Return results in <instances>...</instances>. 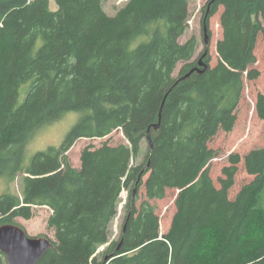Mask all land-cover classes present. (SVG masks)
Wrapping results in <instances>:
<instances>
[{
    "label": "trees",
    "instance_id": "1",
    "mask_svg": "<svg viewBox=\"0 0 264 264\" xmlns=\"http://www.w3.org/2000/svg\"><path fill=\"white\" fill-rule=\"evenodd\" d=\"M55 2L57 11L49 0H0V178L11 185L22 177L21 195L0 196V227H22L17 219L49 208L56 240L37 264H104L107 255L106 264H264V148L232 154L220 188L209 169L218 154L211 142L237 124L243 76L261 75L253 67L264 0H215L209 17L223 8L218 64L208 58L204 73L184 80L199 49L196 37L179 41L189 28L187 0H127L114 16L105 0ZM256 102L264 119V93ZM72 114L59 146L29 154L40 130ZM149 129L153 147L133 166ZM116 131L129 145L87 147L81 168L72 167L68 153L79 140ZM242 161L254 179L232 200ZM137 186L145 188L140 206ZM169 190L180 191L177 213L160 235L151 202ZM124 191L121 236L99 258Z\"/></svg>",
    "mask_w": 264,
    "mask_h": 264
},
{
    "label": "rangeland",
    "instance_id": "2",
    "mask_svg": "<svg viewBox=\"0 0 264 264\" xmlns=\"http://www.w3.org/2000/svg\"><path fill=\"white\" fill-rule=\"evenodd\" d=\"M50 1V8L53 11H57L58 6H56L55 0ZM189 2V28L184 36L179 40L181 43H185L188 39L196 37L199 41V49L196 52V56L193 61L198 60L201 52L205 50L206 46L204 40L202 39V25L204 13H206L209 0H187ZM127 3V0H105L104 9L109 16H114L118 10L124 7ZM223 12V8H219L217 12L211 15L208 19L209 28H210V66L212 68L216 67L218 64L219 56L217 51V44L221 40L223 32L222 27L220 26V18ZM255 54L257 57V62L253 68L257 69L261 75L258 80L251 81L248 79L247 74L244 77V88H243V97L240 101L238 108L237 116L238 121L233 128L234 130L230 133L221 131L216 139L211 142L210 148L217 151L218 154L216 159H213L210 165V175L215 183L217 188H220L219 179L223 177L222 170L223 167L229 166L228 158L232 154L240 155L242 158L249 153L250 151L258 148H264V119H261L257 115L256 105L258 96L261 93H264V37L261 34L258 36ZM183 64L177 65V69L174 74V78H178L180 72L183 68ZM30 84H25L21 90L20 102L24 100V97L29 90ZM74 114L68 115L62 121L57 122L55 125L47 127L40 130L30 144L29 154H34L38 151H44L49 147L59 146L65 138V135L71 129L74 123ZM76 116V115H75ZM105 143L116 146L124 144L129 145V142L126 140L125 136L121 131L113 132L111 136L103 139H81L79 140L74 147L69 151L68 158L72 167L80 169L82 162L81 157L84 149L87 147L99 148ZM142 153L139 158L134 159L133 166H140L144 161V156L147 152L148 145L146 142L142 144ZM239 172L236 175L234 181L235 184L229 193L231 199L233 200L237 192L250 184L254 179L253 176H250L244 167V162L242 161L239 164ZM147 180V177L144 181ZM22 177H18L15 182L11 185H7L3 179L0 178V196L10 191L14 194L21 195L22 193ZM180 191L178 190H169L166 198L164 200H156L151 202L157 210V215L160 218V235L168 234L172 227V221L177 213L176 202L178 199ZM128 196H130V191H124L121 195V204L119 206L118 215L116 220L112 224V235L111 241L109 244L104 245L100 248L99 258L102 257V254L109 248L112 242H117L119 236L122 233V226L126 217L125 206L128 202ZM145 188L142 187L138 192L137 206L144 201L145 197ZM34 217L27 221L22 218L17 219V222L22 225L23 228H26L27 233L32 237H47L50 240H56L55 232L50 230L48 226V221L51 216V210L47 207H35Z\"/></svg>",
    "mask_w": 264,
    "mask_h": 264
},
{
    "label": "water",
    "instance_id": "3",
    "mask_svg": "<svg viewBox=\"0 0 264 264\" xmlns=\"http://www.w3.org/2000/svg\"><path fill=\"white\" fill-rule=\"evenodd\" d=\"M215 0H210L208 4V11L206 15L205 24V38L204 43L206 46V50L203 56L200 58L197 67L193 68L188 74H186L181 80L188 77H191L194 73L201 74L204 73L209 65L206 63L209 54V46H210V37L208 34V18L210 14V8ZM165 104V101L164 103ZM161 112L159 118L162 117V111L164 106L161 105ZM160 127V123L155 125L154 129L157 130ZM147 145L150 148L153 147V139L151 135V130L149 129L147 132ZM142 177H140V180ZM139 180V181H140ZM145 180V178L143 179ZM145 182V181H144ZM141 188L137 186L133 192L132 198L136 197ZM126 227H124L125 231ZM53 247V242L47 237H32L30 236L25 228L17 225H3L0 227V251L5 255L7 264H37L40 262L41 258L45 255L49 249ZM118 250V249H117ZM113 258V255H107L104 259V264L109 262Z\"/></svg>",
    "mask_w": 264,
    "mask_h": 264
},
{
    "label": "flooded vegetation",
    "instance_id": "4",
    "mask_svg": "<svg viewBox=\"0 0 264 264\" xmlns=\"http://www.w3.org/2000/svg\"><path fill=\"white\" fill-rule=\"evenodd\" d=\"M209 2H210V0H209ZM213 5V4H212ZM211 10H212V6H211V8H210V13H211ZM207 11H208V6H207V9H206V13H207ZM206 13H204L205 15H204V18H203V25L205 24V20L207 19L206 18ZM209 19V18H208ZM203 25H202V39L204 40V38H205V27H203ZM208 34H209V37H210V28H209V23H208ZM205 41V40H204ZM207 48H205V50H206ZM204 50V51H205ZM204 51H202L201 52V56H203V54L205 53ZM201 56L199 57V59L197 60V65H198V62H199V60H200V58H201ZM208 58H209V55H208ZM207 58V59H208ZM207 59H205V60H207Z\"/></svg>",
    "mask_w": 264,
    "mask_h": 264
}]
</instances>
